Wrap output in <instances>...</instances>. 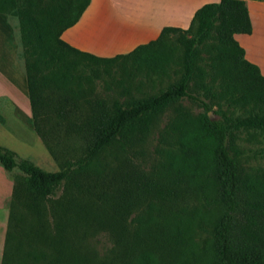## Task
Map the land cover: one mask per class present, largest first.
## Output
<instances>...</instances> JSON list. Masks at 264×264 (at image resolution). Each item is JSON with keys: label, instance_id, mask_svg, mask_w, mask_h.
Wrapping results in <instances>:
<instances>
[{"label": "trees", "instance_id": "1", "mask_svg": "<svg viewBox=\"0 0 264 264\" xmlns=\"http://www.w3.org/2000/svg\"><path fill=\"white\" fill-rule=\"evenodd\" d=\"M91 3L0 0V13L19 20L34 129L60 167L46 171L0 146L1 166L19 172L11 199L12 237L35 245L49 241L50 229L64 231V222L49 223L46 203L65 186L107 205L103 225L119 249L118 264H173L174 259L181 264L189 255L195 257L193 264H264V170L248 166L249 157L237 144L238 133L264 130V76L235 38L253 31L246 2L206 4L188 29L165 27L156 40L111 58L62 39ZM85 61L102 64L107 72L122 65L181 77L155 94L110 103L93 99L92 91L82 87L77 70ZM92 77L99 79V71L93 69ZM195 80L202 92H192ZM217 98L248 115L228 116ZM183 100L199 104L205 114L194 118L180 110L174 125L177 148L167 150L157 170L147 173L134 162L137 154L144 155L135 148L146 143L159 115ZM213 111L219 119L210 117ZM76 140L81 148L72 144ZM145 203L149 216L132 233L128 218ZM25 214L39 224L27 230ZM54 239L64 245L62 238ZM23 256L31 263L18 264H40L48 255L32 250ZM65 258L59 250L44 264H79L75 253Z\"/></svg>", "mask_w": 264, "mask_h": 264}, {"label": "rangeland", "instance_id": "2", "mask_svg": "<svg viewBox=\"0 0 264 264\" xmlns=\"http://www.w3.org/2000/svg\"><path fill=\"white\" fill-rule=\"evenodd\" d=\"M176 1L179 4L185 3L182 9V23L188 29L194 17L190 18L193 9H199L210 3H219L221 0H94V5L85 17L84 28L81 29L78 39L84 47L89 49L88 52L92 49L94 54L100 55V57L111 58L120 54H128L138 46L156 40L161 25L171 26L173 24L172 9ZM240 38L239 41L244 43L242 37ZM5 63L7 62L5 61ZM202 68L208 72L206 64H202ZM93 69L99 71V79L92 77ZM108 69L107 72L104 65L85 61L79 65L77 75L84 78L82 87L92 91L93 99L107 100L110 103L115 100L123 102L130 95L144 97L155 94L161 89L177 83L181 77V74L176 72H171L168 77H159L122 65H115ZM9 79L12 80L13 77L8 76L7 80ZM14 80L20 85L17 78ZM197 81L195 80L191 84L192 92H202V90H196L195 83ZM205 81L212 85L209 77ZM6 84L8 86V83ZM213 92L219 95L220 86L215 85ZM215 101L221 103L223 112L232 118L248 115L244 110L230 106L221 98H217ZM5 103L3 101V104ZM5 110L7 124L0 128V140L16 150L10 147L6 148L14 151L21 158L31 160L46 171L52 172L53 170L48 165L53 164L56 165L55 170H59V164L51 157L42 140L35 134L32 135L25 127L33 123L30 99L25 100L22 107L19 104L11 105L8 100ZM180 110L186 111L194 118H201L205 114V110L199 104L183 100L159 115L146 143L135 148L139 152L142 150L144 155L137 154L134 157V162L147 173L157 170L160 163L165 160L167 150L177 148L175 145L177 130L174 125L177 124ZM217 110H219V105L214 106V111ZM219 118L220 115L214 114L213 120ZM56 120L57 117L53 115L52 123H55ZM31 128L33 129V126ZM237 136L238 146L249 157L248 166L264 170V130H244ZM72 144L78 148L82 147L79 140ZM60 151L61 149L57 152ZM18 174L17 171L7 172L0 164V195H7L9 209V214L6 215L4 212L0 214V264L31 263L32 260L25 259L23 255L32 250L48 255L46 259L39 261L40 264L50 261L59 250L63 251L66 256L65 261L69 260L71 253H75V256L80 257L76 258L79 264H118L116 254L119 249L111 237V232L103 225L106 221L107 205L84 196H76L78 195L76 191L73 192L76 194L72 195L71 189L65 186H61L57 190V194L46 203L49 223L54 225L55 220L64 222L65 230L50 229L46 234L49 241L39 242L35 245H28L26 242L20 243L18 238H13L12 235L16 231L10 222L11 199L14 180ZM194 204L193 201L191 205ZM148 208L149 204L145 203L131 214L127 223L130 232L133 233L138 228L140 219H147ZM78 212L83 213L80 218L75 216V213ZM26 216L28 223L25 228L27 230L31 229L30 226L39 224L38 221H33L29 214ZM72 221H77L78 225ZM71 224L73 228L70 226ZM56 236L63 239V246L56 242L54 239ZM195 250L196 253L199 251L198 248ZM172 262L177 264L175 259ZM193 262H195L193 255L180 260L181 264H193Z\"/></svg>", "mask_w": 264, "mask_h": 264}, {"label": "crops", "instance_id": "3", "mask_svg": "<svg viewBox=\"0 0 264 264\" xmlns=\"http://www.w3.org/2000/svg\"><path fill=\"white\" fill-rule=\"evenodd\" d=\"M244 1L246 2L250 13V17L253 25V31L249 35H244V34L236 35L235 38L239 41L241 39L240 37H242L244 43L239 41V44L245 50L246 59L249 62L257 65L260 68L262 75L264 76V0H244ZM184 4L185 3L179 4L178 1H176L175 6H173L172 9L173 24L171 26L170 25L168 26L167 24L161 25L159 31L160 33L165 27H177L186 30L187 27H185L184 26L185 24L182 23L183 22L182 9ZM93 5H94V0H92L90 7L84 13L79 23L76 24L74 27L65 31L62 35V39L65 42L85 52H88L87 50L89 49L84 47V45L79 41L78 35L81 32V29L84 28L83 23L85 21V17L87 13L90 11V9H92ZM197 10L198 8L192 10L190 18H192L195 15ZM89 53L94 54V50L91 49ZM5 61L7 63H5ZM8 76L13 77V79L12 80L9 79L10 81L7 80ZM14 78H17V81H20V85L19 82L17 83L14 80ZM26 79H27L26 65L24 59V50L21 41L19 20L16 17L11 16L9 14L0 13V128L5 127L7 124L5 121V119H7V112L5 108L7 107L8 100L9 103H11V105L19 104L22 107L25 104V100L30 99L28 92V84ZM6 83H8V86ZM3 101H5L6 103L3 104ZM28 107H29V100H28ZM31 113H32V108H31ZM32 119H33V114H32ZM31 126H33V129L31 128ZM25 127L32 135L35 134L37 137H39L34 129V122L30 125H26ZM0 146L2 147L5 146V148L10 147L14 149L10 145L4 143L2 140H0ZM48 167L51 168V170H53L52 172H57L60 170V169L55 170L56 169L55 164L48 165ZM3 212L6 215L9 214L7 195L6 196L0 195V214H2Z\"/></svg>", "mask_w": 264, "mask_h": 264}, {"label": "water", "instance_id": "4", "mask_svg": "<svg viewBox=\"0 0 264 264\" xmlns=\"http://www.w3.org/2000/svg\"><path fill=\"white\" fill-rule=\"evenodd\" d=\"M213 116H214V114H213V112H210V117L213 119Z\"/></svg>", "mask_w": 264, "mask_h": 264}]
</instances>
